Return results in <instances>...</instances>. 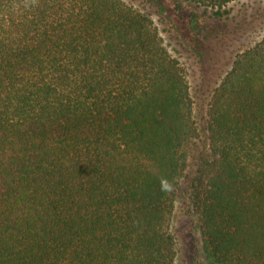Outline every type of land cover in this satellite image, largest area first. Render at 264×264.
Here are the masks:
<instances>
[{
	"label": "trees",
	"instance_id": "trees-1",
	"mask_svg": "<svg viewBox=\"0 0 264 264\" xmlns=\"http://www.w3.org/2000/svg\"><path fill=\"white\" fill-rule=\"evenodd\" d=\"M195 110L123 0H0V264H175L193 144L181 196L206 261L264 264V37Z\"/></svg>",
	"mask_w": 264,
	"mask_h": 264
},
{
	"label": "rangeland",
	"instance_id": "rangeland-1",
	"mask_svg": "<svg viewBox=\"0 0 264 264\" xmlns=\"http://www.w3.org/2000/svg\"><path fill=\"white\" fill-rule=\"evenodd\" d=\"M149 17L169 54L184 68L203 122L208 95L227 71L236 53L264 37V0H235L216 17L208 8L183 0H123ZM197 145L191 146L188 173L175 192L172 232L175 264H208L197 224L186 212L182 193L195 167Z\"/></svg>",
	"mask_w": 264,
	"mask_h": 264
}]
</instances>
